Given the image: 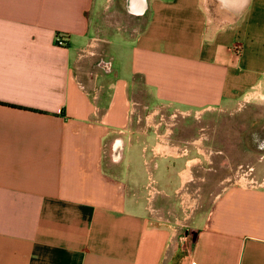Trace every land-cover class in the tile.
Listing matches in <instances>:
<instances>
[{
    "label": "crops",
    "instance_id": "1",
    "mask_svg": "<svg viewBox=\"0 0 264 264\" xmlns=\"http://www.w3.org/2000/svg\"><path fill=\"white\" fill-rule=\"evenodd\" d=\"M263 92L264 0H0V264H264L263 184L218 182L180 240L193 162L155 124Z\"/></svg>",
    "mask_w": 264,
    "mask_h": 264
},
{
    "label": "rangeland",
    "instance_id": "2",
    "mask_svg": "<svg viewBox=\"0 0 264 264\" xmlns=\"http://www.w3.org/2000/svg\"><path fill=\"white\" fill-rule=\"evenodd\" d=\"M206 2L215 5V0ZM108 14L111 23L120 25L127 36L136 34L146 22L145 17L134 20L117 12ZM156 112L159 133H171L173 140H183L186 145L179 152L193 162V177L171 198L176 205L175 217L180 219L175 225L180 234L188 232L180 240L189 245L194 225L191 217L200 202L206 203L208 193L215 192L218 182L257 186L264 178V92L241 99L232 108L182 111L162 107Z\"/></svg>",
    "mask_w": 264,
    "mask_h": 264
},
{
    "label": "built area",
    "instance_id": "3",
    "mask_svg": "<svg viewBox=\"0 0 264 264\" xmlns=\"http://www.w3.org/2000/svg\"><path fill=\"white\" fill-rule=\"evenodd\" d=\"M55 41H56V43L59 44V45H64V44L66 43V42H65V38H64L62 35H57V36L55 37ZM253 184H255V183H253ZM262 184L264 185V182H261L260 184H257V186H258V185L262 186ZM252 186H255V185H252Z\"/></svg>",
    "mask_w": 264,
    "mask_h": 264
},
{
    "label": "clouds",
    "instance_id": "4",
    "mask_svg": "<svg viewBox=\"0 0 264 264\" xmlns=\"http://www.w3.org/2000/svg\"><path fill=\"white\" fill-rule=\"evenodd\" d=\"M239 3L241 5V10H243V8H245L248 5L249 0H239Z\"/></svg>",
    "mask_w": 264,
    "mask_h": 264
}]
</instances>
